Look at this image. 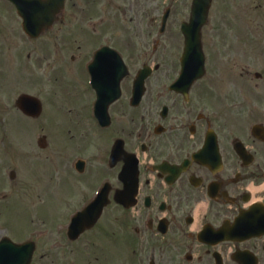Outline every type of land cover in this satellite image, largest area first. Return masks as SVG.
<instances>
[{"label": "flooded vegetation", "instance_id": "1", "mask_svg": "<svg viewBox=\"0 0 264 264\" xmlns=\"http://www.w3.org/2000/svg\"><path fill=\"white\" fill-rule=\"evenodd\" d=\"M111 4L110 14L124 23L123 42L115 39L118 32L106 28L110 16L105 13ZM191 4V0H174L164 20L168 1L163 0H0V87L16 94L12 104L0 100V126L8 123L10 114L22 124L14 128L18 132L26 124L43 121L49 100L43 97L45 78L38 84L33 77L38 69L32 65L33 56L39 62L40 77L41 72L47 74L41 71L46 61H62L65 67L63 59L77 48V55L70 56L78 63L77 88L65 87L66 73L60 81L56 75L55 101L57 94L66 92L74 100L65 109L67 122L99 127L95 115L99 95L89 70L95 65L93 72L103 80L102 103H107L111 122L105 130L115 131L107 150L105 175L95 182L99 172L91 169V181H77V210L87 206L105 183L109 185V203L85 234L111 220V227L100 228L99 234L120 236L117 251L123 252L125 264H136L132 258L138 259L137 264H264V234L249 237L246 231L234 240H225L209 231L232 225L251 209L250 221L263 218L264 41L241 22L235 23L239 19L233 17L232 24L227 15L214 19L210 14L200 32L204 75L188 90H171L169 82L181 71L182 25L190 19ZM163 5H167L165 9ZM133 18L139 25L131 23ZM113 49L122 62L114 58ZM123 64L129 74L116 90L113 81L122 75ZM144 67H150L151 73L140 103L133 105L134 81ZM54 71L58 72L56 67L51 69ZM20 80L41 104L36 115L18 106L19 96L25 93L20 91L24 89ZM63 109L64 105L55 112ZM124 120L135 127L122 126ZM55 125L63 129L66 122L58 120ZM118 140L123 150L112 161ZM13 164L24 167L20 160ZM7 170V165L0 166L2 192L7 188V175L12 188L22 184L17 171ZM87 170L86 164L85 169L77 170V176ZM128 188L130 192L121 196ZM119 211L123 216L116 215ZM114 222L121 225L118 230H114ZM59 234L68 240L67 232ZM107 239L104 242L109 246ZM71 243L68 240V246ZM140 243H144L141 250ZM49 250L54 252L53 247Z\"/></svg>", "mask_w": 264, "mask_h": 264}, {"label": "rangeland", "instance_id": "2", "mask_svg": "<svg viewBox=\"0 0 264 264\" xmlns=\"http://www.w3.org/2000/svg\"><path fill=\"white\" fill-rule=\"evenodd\" d=\"M83 3L89 4V1H84ZM220 4H222L223 8H225L226 6L228 10L226 12H224V10L220 11ZM111 11H113L112 4L108 6V9L105 13V15L110 16L109 26H107L106 28L109 32H118L116 33L118 35L115 36V39H120L121 42H123L125 32V28L123 25L124 23L123 21H121V18H119V16L116 17L115 15H113V13L110 14ZM211 14L212 18L214 19L218 18L219 14H221L222 16L227 15L231 20L230 23L232 24L234 22L232 19L233 17L235 19H239V21L237 20L235 23L239 24V22H241V25L244 26L245 29H250L255 33V35H257L260 42L264 41V0H215ZM124 17L125 15L123 14L122 18ZM136 18L137 17H135V19ZM131 23L139 25L140 22L134 20ZM142 25H145V22ZM75 28H77V26H75ZM121 31L122 35L119 36V33ZM72 40L73 39H71V41ZM38 48H41L40 44L38 45ZM23 54L24 53H22V56ZM73 54L77 55V48H72L68 52V56H65V58L63 59L65 67H63L62 61L58 62L50 60L54 62L51 64H49V61H46L43 65V69L40 70L44 71V74L47 71V74L43 76L41 72V78L38 75L39 62L38 60H34L36 58V54L33 56L32 65L35 68H38L36 73L33 74V77L35 78V80H37L38 84L42 78H45L44 80L42 79V85L47 92L43 95V97H47V99L49 100V104L47 105V112L44 115L43 121L39 123L34 122L35 125L33 126L36 127L26 124L27 128L21 130V134L14 128L19 125L21 127L22 124L18 122L17 118H12V114L8 116V126L9 128L11 127V129H9L8 131L10 132V137L15 138V151L20 153L24 151H26L27 153L34 152L36 157H34L33 162L31 157L23 158L28 163L30 173L27 167L19 168L20 166L18 167L15 164H11L15 167V169L18 170L20 179L22 180V184L19 183L18 188L13 189L15 197L12 199L10 207H4V204L0 203V212H3L4 209L5 211L7 209L9 212L10 209L11 211L9 213L12 216L8 220L2 219L1 222L6 226L7 230H11V233L13 234L15 239H22L27 235V232L20 233V231H22L26 227L30 230H34V238H36V240L38 241L39 249L37 250L33 264H69L73 261L78 262V264H125L123 252L117 251V246L122 242L120 236L117 235V237H111L110 235L107 236V234L105 233H103V235L99 234L100 228L111 227V220H104L101 226H99L93 232L88 233L85 239L82 238L79 242L72 244L71 247H67L68 242L66 240L64 241L63 237H59L61 234H56V232H59L57 223L64 221L66 219L65 215L68 210L70 211L78 205L77 197H75L77 196V192H75L77 186L76 180L83 181L84 179V182L91 181V179H89L91 169L101 174L99 175L97 173V178L94 179L95 182H98V180L103 175H105L104 165L106 162L107 150L110 145V137L113 133H115V131L111 129L110 131L98 133L94 136L93 131H89L91 127L87 126L86 128L78 129L80 133L81 131L82 133H84L82 137H79L77 134V125H75V128L71 126L70 123L67 122L69 121V117L65 114V109L67 110L69 105H73L74 100L67 97L66 92H63V94H57V101H55L54 86L57 82V80H55L57 78L56 75H59L60 81V79L62 78L61 74L66 73L65 76H63L65 87L69 88L70 90H75V87L77 88L78 63L77 61L70 60V56ZM47 55L48 57H50L51 52H48ZM23 57L25 59L27 58L25 56ZM165 64L170 66L169 61L165 62ZM54 67H56V70L58 71L57 73H55V71L53 73L51 72V69ZM68 68L74 70L75 72L68 71ZM257 69L259 68L257 67ZM59 81L57 82L58 84ZM242 82L244 83V81ZM19 86L25 88V83L23 80L19 81ZM249 86L250 85L248 84L247 86L243 87ZM6 91L7 90L5 88L2 89L0 87L1 103L12 104V99L16 94L13 93L11 89L7 92ZM17 91L19 92V90ZM63 95H65L64 98ZM53 101L56 103H54ZM63 105L64 109L61 112H55L56 108L59 109L60 107L62 109ZM126 117L124 118L125 120ZM58 120H64L66 122V125L63 129L55 125ZM125 120L122 124L121 122H119V124H121L122 126L126 125L128 128L135 127L132 122H127ZM1 130L2 129L0 128V131ZM86 131L88 132L87 135ZM42 134H47V136H49L48 140H50L51 143V147L46 151H42L37 146L36 140ZM21 138L23 141L20 140ZM2 145L3 143H1L0 140V149H2ZM22 149L24 151H22ZM80 154L81 156L87 158L88 170L83 176L76 175L74 177L70 174L69 171L73 169V165L71 166L72 162ZM15 158L20 160L21 157L15 156ZM42 160L45 161V165L47 166H43V163H39ZM58 165L60 166L58 169H56ZM7 167L8 170H10L9 165ZM59 171L60 173H58ZM29 174L31 182H29ZM5 180H8L7 176H5ZM79 189L80 188H78V190ZM22 190H29L30 195L32 193V190L37 191L34 192L32 201H34L35 203L39 202V204H37L34 209H31L32 207H29V209L26 210L27 204H24L21 197L18 198L17 194L20 195ZM37 194H40L41 196L37 197ZM70 195H72L71 198L69 197ZM25 201L27 202L26 199ZM64 201H66L68 205H65ZM62 208H64V211L61 210ZM57 212L58 214L56 215ZM119 214L120 216H123L122 212L120 211L119 213H116V215ZM114 226V230H118L121 225L114 222ZM9 233L10 232H7L5 229H3L0 224V238L8 235ZM40 234H44V236H41ZM49 234L50 237L47 238L46 236ZM96 234L100 235L98 238L103 237V241H106L108 237L109 240L107 239V244L111 242V245L108 246L105 244L101 245L100 247V245L97 243L99 241L98 239H96ZM55 239H58L59 241H55ZM87 240H92L93 242L97 241L96 243L99 245V247L93 248L91 243L86 242ZM143 246L144 243H140V250L141 248H143ZM49 247H53L54 252H50ZM132 259L137 264L138 259ZM126 264H128V262H126Z\"/></svg>", "mask_w": 264, "mask_h": 264}, {"label": "water", "instance_id": "3", "mask_svg": "<svg viewBox=\"0 0 264 264\" xmlns=\"http://www.w3.org/2000/svg\"><path fill=\"white\" fill-rule=\"evenodd\" d=\"M13 264V263H12Z\"/></svg>", "mask_w": 264, "mask_h": 264}]
</instances>
